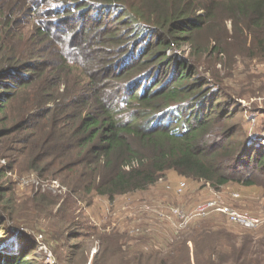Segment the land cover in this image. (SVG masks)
<instances>
[{"label":"trees","instance_id":"1","mask_svg":"<svg viewBox=\"0 0 264 264\" xmlns=\"http://www.w3.org/2000/svg\"><path fill=\"white\" fill-rule=\"evenodd\" d=\"M205 54L264 60V0H0V158L69 189L28 197L29 210L62 200L73 240L83 218L72 195L113 200L168 181L177 196L188 181L206 188L195 207L211 189L264 187V133L249 134ZM11 189L0 184V264H44L7 222ZM262 228L199 222L174 245L129 248L133 264H263Z\"/></svg>","mask_w":264,"mask_h":264},{"label":"rangeland","instance_id":"2","mask_svg":"<svg viewBox=\"0 0 264 264\" xmlns=\"http://www.w3.org/2000/svg\"><path fill=\"white\" fill-rule=\"evenodd\" d=\"M203 59V65L219 74L231 96L238 100L241 113L247 118L249 134L264 133V60L233 58L223 64L211 54H205ZM9 162V159L0 158V184L12 188L7 195L14 193L18 206L13 213L16 220L13 222L8 218L7 222L21 228L26 236L37 242L35 257L44 264H133L129 246L147 252L161 248L160 244L165 247L174 245L188 238L199 222L207 226L215 224L216 228L240 235L251 231L229 222L225 216L199 218L188 227L175 230L157 211L170 206L191 209L195 202L205 198L206 188L198 189L197 184L186 181L185 189L176 196L169 191L172 183L166 181V185L165 181H159L146 191L120 195L113 200L95 195L83 201L72 195L71 201L83 218L79 233L72 240V235L68 236L70 226H65L74 224L77 217L61 212L59 206L62 200L56 206L42 205L41 211L29 210L31 206L27 202L28 197L37 194L66 197L69 189L58 178L44 179L21 166L10 170L7 167ZM224 189L221 192L230 198H234L233 193L240 195L236 197L238 200L233 201L236 207L264 217L263 186ZM211 194L215 196L214 190ZM260 228L264 229V224ZM259 235L263 236L264 231ZM18 245L15 242L14 250L19 248ZM120 245L123 246L122 251L128 252L127 256H123ZM188 245L193 251L192 240L188 241Z\"/></svg>","mask_w":264,"mask_h":264},{"label":"built area","instance_id":"3","mask_svg":"<svg viewBox=\"0 0 264 264\" xmlns=\"http://www.w3.org/2000/svg\"><path fill=\"white\" fill-rule=\"evenodd\" d=\"M185 186L186 182L181 181L178 185V192L181 193ZM214 194L212 199L197 204L190 211L179 206H170L157 211V214L177 231L188 227L194 219L209 217L214 212L224 214L229 222L247 229H257L264 224V217L228 204L224 192L214 191ZM233 197H240V195L233 193Z\"/></svg>","mask_w":264,"mask_h":264},{"label":"crops","instance_id":"4","mask_svg":"<svg viewBox=\"0 0 264 264\" xmlns=\"http://www.w3.org/2000/svg\"><path fill=\"white\" fill-rule=\"evenodd\" d=\"M230 187H234V186H228V187H225V188L229 189ZM211 192H213V189H211ZM230 199H231L232 202L238 200L237 198H230Z\"/></svg>","mask_w":264,"mask_h":264}]
</instances>
